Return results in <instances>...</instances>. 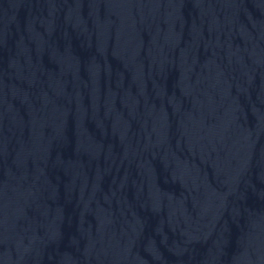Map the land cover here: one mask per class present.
<instances>
[{
	"label": "water",
	"instance_id": "1",
	"mask_svg": "<svg viewBox=\"0 0 264 264\" xmlns=\"http://www.w3.org/2000/svg\"><path fill=\"white\" fill-rule=\"evenodd\" d=\"M0 264H264V0H0Z\"/></svg>",
	"mask_w": 264,
	"mask_h": 264
}]
</instances>
